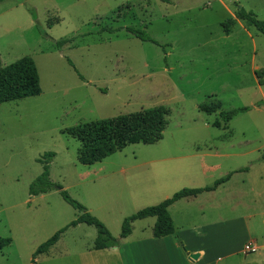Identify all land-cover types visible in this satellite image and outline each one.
I'll list each match as a JSON object with an SVG mask.
<instances>
[{
	"label": "rangeland",
	"instance_id": "obj_1",
	"mask_svg": "<svg viewBox=\"0 0 264 264\" xmlns=\"http://www.w3.org/2000/svg\"><path fill=\"white\" fill-rule=\"evenodd\" d=\"M238 7L264 20V0L0 2L1 62L32 56L42 87L39 95L0 104V234L12 238L0 249V264H32L38 246L79 214L57 188L30 194L47 152L55 153L48 162L52 181L120 243L126 217L247 167L250 173L235 176L244 194L237 215L257 212L247 221L257 241L219 264H264V81L255 76L264 68V34L243 20L224 31ZM128 26L146 28L165 47L137 38ZM109 27L123 28L111 33ZM65 38L58 48L56 41ZM204 103L218 110L207 113L200 109ZM158 106L170 110L162 139L128 143L91 165L78 160L81 142L72 127ZM235 109L241 110L225 122L221 111ZM205 154H211L205 178L182 175L198 170ZM251 199L257 209L247 211ZM224 213L227 220L235 216ZM155 221H134V237L150 234ZM247 230L237 234L239 242ZM96 235L94 225L71 226L52 247L54 260L40 254L36 262L74 264Z\"/></svg>",
	"mask_w": 264,
	"mask_h": 264
},
{
	"label": "trees",
	"instance_id": "obj_2",
	"mask_svg": "<svg viewBox=\"0 0 264 264\" xmlns=\"http://www.w3.org/2000/svg\"><path fill=\"white\" fill-rule=\"evenodd\" d=\"M3 0H0L2 2ZM33 16L36 14L30 9ZM237 20H243L248 25L254 26L264 34V20L259 19L252 11H247L244 7H238L235 17L226 19L223 22L224 31L229 34L233 30ZM123 27H109L111 33L121 30ZM126 30L132 35L143 41H150L162 45L153 38L146 28H137L133 26L126 27ZM70 39H60L56 41L60 48ZM72 64V61H70ZM259 82L264 81V68L261 67L255 72ZM42 92L40 73L34 58L30 55L23 56L7 65H3L0 59V104L7 101H16L25 97L36 96ZM200 109L213 113L218 110L217 105L202 104ZM246 109V108H243ZM241 109L230 111H221L220 115L225 122H229L233 116ZM170 110L165 106L146 108L133 113L120 114L118 116L84 122L77 128H71L70 134L81 142V148L78 150V160L87 165L101 161L114 152L123 149L128 143H155L163 138L164 130L168 124ZM219 125L217 121L215 123ZM55 156L54 152L44 154L47 163L44 165L43 172L31 183L29 192L31 195L46 193L53 188L59 189L63 198L79 211L76 219L71 221L65 227L55 232L48 240L38 246L33 254L32 264H37L36 257L39 254L46 253L58 242L62 234L71 226L80 223L94 225L97 229V236L94 241V249H104L117 246L120 239L116 238L107 226L94 216L85 205L73 199L69 193L61 186L52 181L50 176V166L48 162ZM244 167L238 171H247ZM229 175L216 179L212 185L205 187H185L175 192L172 196L163 201L144 207L132 215L126 217L122 224L121 238H125L132 233V222L147 217H156L152 234L155 237H163L170 234H176V228L173 218L169 212V206L181 198L196 195L205 191L215 190L220 184L226 182ZM12 243L11 237H4L0 234V249Z\"/></svg>",
	"mask_w": 264,
	"mask_h": 264
},
{
	"label": "crops",
	"instance_id": "obj_3",
	"mask_svg": "<svg viewBox=\"0 0 264 264\" xmlns=\"http://www.w3.org/2000/svg\"><path fill=\"white\" fill-rule=\"evenodd\" d=\"M209 156L211 154L200 157L201 164L198 170L192 168L182 175L189 174L194 179L205 178V170L210 167L207 159ZM238 172L237 169L226 172L227 174L222 177L229 175V179L215 190L187 196L171 204L168 209L174 221L176 234L155 237L151 232L134 237L131 233L121 238V243L117 246L104 249L92 247L81 254L82 260L80 257V261L77 259L72 261L74 264H219L224 258L241 253L245 243L257 241V238H253L254 234L247 222L252 220L257 212L250 211L245 216L237 215V212L242 210L244 202L243 189L236 184L235 176ZM246 172L250 173V170ZM250 192H253V189H250ZM256 203L257 199H251L249 205L247 204V211L257 209ZM226 210L235 215L234 218L227 220L224 213ZM207 212L215 213L211 215L212 220L207 217ZM243 226L248 229V236L239 242L237 234L241 232ZM232 227L233 231L228 234L227 230ZM52 247L48 252L42 253L46 260L49 258L54 260ZM193 254H198V258H193Z\"/></svg>",
	"mask_w": 264,
	"mask_h": 264
},
{
	"label": "water",
	"instance_id": "obj_4",
	"mask_svg": "<svg viewBox=\"0 0 264 264\" xmlns=\"http://www.w3.org/2000/svg\"><path fill=\"white\" fill-rule=\"evenodd\" d=\"M198 256H199L198 254H193L192 255L193 258H198Z\"/></svg>",
	"mask_w": 264,
	"mask_h": 264
}]
</instances>
